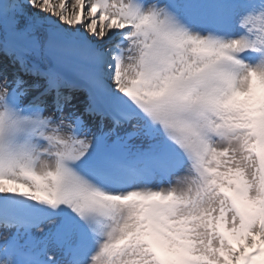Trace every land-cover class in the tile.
Here are the masks:
<instances>
[{
	"label": "snow or ice",
	"instance_id": "snow-or-ice-1",
	"mask_svg": "<svg viewBox=\"0 0 264 264\" xmlns=\"http://www.w3.org/2000/svg\"><path fill=\"white\" fill-rule=\"evenodd\" d=\"M0 264H264V0H0Z\"/></svg>",
	"mask_w": 264,
	"mask_h": 264
}]
</instances>
